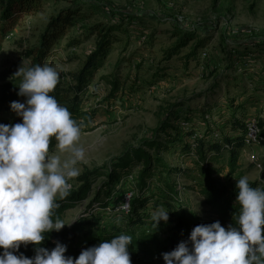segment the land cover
<instances>
[{
	"label": "rangeland",
	"instance_id": "obj_1",
	"mask_svg": "<svg viewBox=\"0 0 264 264\" xmlns=\"http://www.w3.org/2000/svg\"><path fill=\"white\" fill-rule=\"evenodd\" d=\"M40 1L43 3L41 12L21 18L14 31L4 39L0 50V73L16 85L20 84L22 77L14 74L21 65L34 66L36 58L33 52L39 38L46 31L50 19L60 11L79 10L80 15H84L83 21L77 22L60 40L53 58H47L42 64L53 66L63 83L70 81L67 74L78 71L87 56L96 49L99 38L94 35L85 41L83 30L94 24L116 29L112 32L116 41L85 97L84 107L96 110L97 114L92 130L81 137L84 146H93L85 161L78 165L79 175L108 166L112 158L119 157L127 148L139 147L153 139V129L167 120L168 109L176 104H185L183 108H173L181 117L185 116L187 106L205 110L204 120L222 135L229 132L225 126L229 115L224 108L226 100L229 105L234 103V107H240L236 116L243 118L244 123L250 120L257 124L264 122V81L261 82L264 60L254 57L253 53L241 60L236 57L246 43L251 44L245 40L264 38V0ZM174 29L193 32L196 38L168 63L163 60V53L177 42L172 35ZM72 37L84 42L68 47V38ZM199 41L204 44L196 53L197 61H190L187 69L183 70L179 58L189 53ZM232 51L233 57L230 58ZM168 64L171 66L167 68ZM231 65V70H228ZM111 79L122 83L112 97ZM234 83L244 87V96L240 97L232 87ZM260 87L263 88L256 89ZM17 101L24 102L25 98ZM201 116L196 111L192 116L199 136L206 130V125L199 120ZM16 118L18 116L10 106L0 113V123L3 124ZM97 140L100 142L94 144ZM161 157L167 165L183 172L172 177L181 203L207 217L208 208H204L193 190L198 179L193 157H183L175 148L161 152ZM263 164L264 144L245 145L239 160L241 169L236 177L256 180ZM139 169L138 166L131 167L130 175L121 178L113 200L105 209V214L109 215L103 219L105 224L121 223L123 213L119 209L125 196L131 194L132 199L137 194L135 184ZM102 170L106 172V168ZM102 180V177L97 179L87 200L66 212L65 222L86 211L95 187ZM164 181V175L155 172L148 182L149 195L152 196L147 208L150 218L153 211L162 207L158 199L164 190ZM69 183V192H74L76 178Z\"/></svg>",
	"mask_w": 264,
	"mask_h": 264
},
{
	"label": "trees",
	"instance_id": "obj_2",
	"mask_svg": "<svg viewBox=\"0 0 264 264\" xmlns=\"http://www.w3.org/2000/svg\"><path fill=\"white\" fill-rule=\"evenodd\" d=\"M42 5L40 0H0V50L4 39L14 31L19 20L41 12ZM82 18L84 15H80L79 10L72 9L71 11H60L56 16H53L46 31L40 36L39 44L34 49L33 55L36 58L34 66L42 65L47 58H53L60 40L77 22L83 21ZM115 30L112 27L105 28L95 24L85 28L82 32L85 41L94 35L99 38L96 49L87 56L78 71L67 74L69 82L63 83L59 80L56 88L50 93L59 104L69 110L72 118L80 124L82 134L92 130L97 114L96 110H87L84 107L85 97L90 85L97 78L98 71L107 59L106 56L111 45L116 41L112 35ZM172 35L177 39V42L163 53V60L168 63L173 57H178L180 50L196 38L193 32L181 29H174ZM246 41L251 44H243V50L240 48V52H237L236 55L238 60H241L242 57H249L252 53L254 57L264 60V38H250ZM83 42L79 38L72 37L68 38L67 46L75 47ZM203 44L202 41L197 42L189 53L179 58V64L183 70L187 69L190 61H197L196 53ZM233 52L229 53L230 58L233 57ZM170 66L168 64L167 68ZM231 68L232 65L228 70ZM261 72L264 74V67ZM229 77L232 78V76ZM262 81H264V77L261 79ZM121 85L122 83L118 80H110L111 97ZM232 87L240 97L245 95L243 86L240 87L234 83ZM18 90V84L7 81L6 75L0 73V113L6 110L12 101L24 98L17 95ZM228 103L226 100L224 104V108L229 114L225 121V126L229 128L228 133L219 134L207 124V121L204 120L205 110L192 109L187 106L185 116H179L173 108L177 106L183 108L185 104H176L168 109L167 120L153 129V139L143 142L139 147L127 148L119 157L112 158L108 166L86 171L76 177V190L69 192L64 199L57 198L59 207L54 212L63 220L67 211L74 209L76 204L90 197L97 179L102 177L103 180L95 187L92 200L89 201L86 211L79 216L82 219L59 232L48 233L41 246L50 250L55 247L54 242L58 240L67 245L65 255L76 258L82 250L88 247L97 245L104 240H110L120 234H128L132 237V246L129 249L132 264H165L162 253L172 251L178 243L187 240L195 226L215 221H220L225 228L229 224H235L236 216L240 210V205L236 201V183L240 178H237L236 174L241 169L239 160L245 146L244 137L247 123H244L243 118L236 116L237 112L241 110L240 107H234V103L230 105ZM195 111L202 115L199 120L206 125L205 134L202 136H199L194 129V117L192 116ZM21 122L22 119L18 117L7 124ZM258 127L261 128L259 140L261 145L264 144V122L259 123ZM55 144L56 141L52 138L50 151L55 148ZM168 148L179 150L183 157H193L198 176L193 190L202 200L201 204L204 208H208L207 217L199 215L179 200L176 182L172 177L180 176L183 172L177 167L167 165L161 157V152L168 151ZM134 166H138L140 169L135 184L137 194L130 201V209L127 213L120 211L123 213L120 224H105L103 219L109 216L105 214V209L113 200L121 178L130 175L131 167ZM104 168H106V172H103ZM155 172L164 175L165 180L163 185L165 187L158 199V204L169 211L168 222L161 221L157 228L147 213V208L152 201L148 182ZM249 183L254 188H264V167L260 177L249 181ZM162 229H165V232ZM19 252L31 258L35 254L34 246L32 244L27 247L22 245Z\"/></svg>",
	"mask_w": 264,
	"mask_h": 264
},
{
	"label": "clouds",
	"instance_id": "obj_3",
	"mask_svg": "<svg viewBox=\"0 0 264 264\" xmlns=\"http://www.w3.org/2000/svg\"><path fill=\"white\" fill-rule=\"evenodd\" d=\"M14 75L22 77L17 95L25 101L10 103L21 123H0V264H132L128 234L88 247L76 258L66 256L67 245L58 240L50 250L41 246L48 233L82 219L65 222L54 210L93 145L81 143L80 124L50 95L59 83L53 66L21 65ZM52 138L55 151H50ZM236 191L240 210L235 224L195 226L187 240L162 253L165 264H264V188L242 177ZM168 212L158 207L151 213L155 228L168 222ZM29 244L35 252L31 258L19 252Z\"/></svg>",
	"mask_w": 264,
	"mask_h": 264
},
{
	"label": "bare ground",
	"instance_id": "obj_4",
	"mask_svg": "<svg viewBox=\"0 0 264 264\" xmlns=\"http://www.w3.org/2000/svg\"><path fill=\"white\" fill-rule=\"evenodd\" d=\"M245 128H246V133L244 137V144L245 145H258L260 137H261V129L258 127V124L255 121L250 120L247 122ZM130 200H131V194L126 196V202L124 200V202L121 203L122 207H120L119 210L124 213H127L130 209V206H129ZM124 203H127L126 207L123 206Z\"/></svg>",
	"mask_w": 264,
	"mask_h": 264
},
{
	"label": "built area",
	"instance_id": "obj_5",
	"mask_svg": "<svg viewBox=\"0 0 264 264\" xmlns=\"http://www.w3.org/2000/svg\"><path fill=\"white\" fill-rule=\"evenodd\" d=\"M124 200H125V202H126V196H125V199H124ZM125 211H126V210H125Z\"/></svg>",
	"mask_w": 264,
	"mask_h": 264
}]
</instances>
